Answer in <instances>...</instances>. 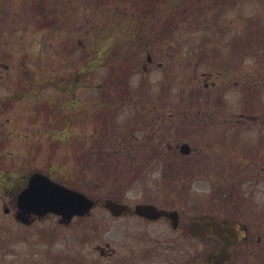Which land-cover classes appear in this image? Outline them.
Segmentation results:
<instances>
[{"label":"rangeland","instance_id":"obj_1","mask_svg":"<svg viewBox=\"0 0 264 264\" xmlns=\"http://www.w3.org/2000/svg\"><path fill=\"white\" fill-rule=\"evenodd\" d=\"M167 1L169 6L163 8H174L178 0ZM37 5L43 8H37ZM148 7V0H0V264H92L105 261L95 249L107 243L122 253L126 250L121 246L128 244L137 250L154 251L153 257L141 260L140 264H171L163 251L155 249L157 240L177 237L169 223L149 224L137 218H113L102 206L104 199L112 197L132 206L147 202L177 209L182 215L181 226L185 228L215 205V187L219 184H226L235 177H238L237 181L252 182L258 176L253 156L262 150L260 147L253 151L247 146L232 148L242 141L231 139L230 143L225 138L220 139L224 146H218L214 134L221 133L220 126L199 131V125L211 122V116H218L215 112L218 109L213 105L219 89L205 88L206 78L193 75L203 70L211 71L212 61L208 59L204 66L197 64L198 71L191 72L184 70L178 61L185 48L190 49L193 56L196 47H201L199 45L211 53L210 44L204 45L201 41L197 45L203 29L173 30L174 37L169 44L160 46V51L165 49L170 57L167 61L159 58L170 67L160 68L154 63L145 72L144 59L138 74L120 76L123 79L129 77L127 84L113 77L110 69L98 66L100 62L97 68L92 66L90 69L101 49L111 51L110 43L119 40V29L102 28L108 25L106 15L116 16L121 21L123 12L116 8H126L130 14ZM235 8L263 7L260 0H236ZM120 25L123 26L121 22ZM125 28L123 26L121 31L127 30ZM191 38L195 43H191ZM81 39L77 45V40ZM65 46H73L76 52L70 53ZM84 51L89 53L86 60ZM132 51L131 47H125V53ZM69 53L67 57L63 56ZM250 59L253 62L254 58ZM87 65L89 72L85 82L88 85L80 82L76 86L75 75ZM64 74L73 75V83L72 76L66 80L61 76ZM28 80H33L28 89L37 86L46 89L47 93L40 92L36 96L34 108L29 104L25 106L31 103L29 99L22 109L7 108L3 103L9 101V91L19 84H29ZM67 87L72 88L70 98H67ZM230 88L232 90L224 89L223 117H232L243 107L240 90ZM32 91L27 98L33 97ZM49 94L52 97L49 98ZM25 100L24 97L20 104ZM112 102L117 104L111 106ZM183 105L187 114L182 113ZM103 106L111 109L104 111ZM249 111L252 115H264V91L249 103ZM185 116L186 120L181 119ZM88 130L89 137L86 136ZM231 131L227 129L226 133ZM246 133L250 144H261L258 128ZM66 137L69 141L63 143L61 140ZM184 141L194 150L187 157H181L177 148ZM82 146L87 149L82 150ZM90 150L96 154L99 151L104 155L108 153L111 160L101 161L103 157L98 156L92 167L81 165L78 158ZM214 150L229 152L232 157L238 154L251 156L245 158L249 165L243 173L233 172L232 160L230 163L218 162V168L223 172H215L209 166L202 169L208 159L214 161ZM37 169L54 178L62 175L63 181L71 182L97 200V206L88 216L75 218L68 226L60 224L53 215L30 225L16 221L11 200L31 172ZM173 170L176 177H180L175 180L176 185L169 183L168 186V180L174 175L169 172ZM187 178L192 181L188 190L173 193L171 189ZM240 185L247 184L241 182ZM241 186L218 191L216 201L218 204L225 200L230 202L229 207L238 211L241 225L255 230L264 227V219H258L256 215L264 206V186ZM229 191L234 195H226ZM242 202L254 207V220L241 215L243 211L239 205ZM5 208L11 209V213L5 214ZM185 245L189 260L195 251L204 257L211 244L194 242L186 237ZM236 261L259 264L257 248L242 251Z\"/></svg>","mask_w":264,"mask_h":264},{"label":"flooded vegetation","instance_id":"obj_2","mask_svg":"<svg viewBox=\"0 0 264 264\" xmlns=\"http://www.w3.org/2000/svg\"><path fill=\"white\" fill-rule=\"evenodd\" d=\"M260 2L263 8H234L236 0H178L174 8H150L151 20L149 19V22L151 27L158 25L162 28H178L181 30L203 29L205 32L210 33L211 36L209 37L203 38L201 36V40L210 39L212 44H220L222 47L221 51L216 49L209 55L201 56L185 54L180 59L185 62H195L201 66H204L206 61L210 59L213 69L208 73L204 72V75L230 78L240 77L248 85L251 82V77H264V0H260ZM164 3L166 7L169 6L167 0H164ZM120 22L122 23V20ZM141 24L143 25L144 22H141ZM130 26L126 28L131 29L132 27ZM133 38L131 36L125 39L132 41ZM135 38L143 40L136 36ZM184 39L188 40L186 37ZM190 41L193 42L194 39L191 38ZM104 53L108 54L106 49ZM113 54L117 53L113 52ZM251 56L255 58L253 64L250 61ZM147 60L152 62L150 53ZM263 81L264 78L261 83ZM230 82H232V79H230ZM237 82L239 83V81ZM237 82L234 84H238ZM222 83H228V81L225 80ZM213 85L215 86L216 84ZM212 120H214V125H225L228 128L234 129V136L238 139L241 136H245L251 126L258 125L257 128H264V117L251 118L241 115L223 118L222 121L218 117ZM262 148L264 150V143H262ZM249 157L251 156L235 155L232 161L234 164L233 166L231 165L233 172L243 173L245 167L247 168L249 165L248 160L245 158ZM253 157L254 162H256V173L258 176L254 177L252 182L249 180L237 181L238 177H235L234 180L219 185V187L231 188L232 186H241V182L247 184L246 186H241L242 188L250 186L263 187L264 177L261 175L264 173V156L260 154ZM202 209H204L203 206ZM203 214L201 218L216 220L230 229H233L235 223L242 228V225L238 222V217L234 218V212L226 207L212 205ZM262 215L264 217V213ZM125 216L136 217L149 224L165 222L169 223V226H173L171 220L167 217L152 221L138 217L132 212ZM242 229L245 230L246 236L238 244V253L239 248L241 252L245 250L244 246H247L244 244L248 243V246L252 248L254 240H256L260 256L259 264H264V228L259 227L256 232L255 228L249 229L247 226H243ZM173 231L177 237L157 240V246L155 247V249H160L165 253L171 264H213L203 261L201 252L199 251H195L194 254L190 255L189 260H187L185 246L186 229L181 226L179 221L178 227L173 228ZM220 245L222 243L218 241L215 243L213 249H217ZM121 248H124L126 251L122 253L117 248H112L110 244L97 247V252L102 259L105 258V261L94 262L92 264H140L141 260L154 255V251L151 249L137 250L129 244L121 246ZM229 264H243V262H237L233 259Z\"/></svg>","mask_w":264,"mask_h":264},{"label":"water","instance_id":"obj_3","mask_svg":"<svg viewBox=\"0 0 264 264\" xmlns=\"http://www.w3.org/2000/svg\"><path fill=\"white\" fill-rule=\"evenodd\" d=\"M93 202L86 196L63 187L51 181L48 177L41 174H35L31 177L28 187L18 196V214L17 218L22 222L29 223L30 215H38L39 217L53 213L62 217L63 223H69L74 216H83L90 212ZM114 214L119 215L125 210L124 206L113 202H107L106 205ZM149 207H138L137 212L146 214ZM153 213V210L150 214ZM197 225L191 229L192 233H196ZM205 237V236H204ZM219 238V235H215ZM220 239V238H219ZM226 246L219 249L218 253H208L206 259L214 262L230 261L235 255V243L231 246L230 238L225 240ZM232 249V250H231Z\"/></svg>","mask_w":264,"mask_h":264}]
</instances>
